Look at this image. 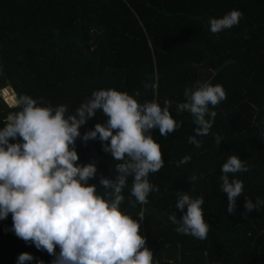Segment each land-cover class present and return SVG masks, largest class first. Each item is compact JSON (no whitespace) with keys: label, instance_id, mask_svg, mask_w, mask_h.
Masks as SVG:
<instances>
[{"label":"trees","instance_id":"trees-1","mask_svg":"<svg viewBox=\"0 0 264 264\" xmlns=\"http://www.w3.org/2000/svg\"><path fill=\"white\" fill-rule=\"evenodd\" d=\"M233 9L242 14L239 23L212 33L209 18ZM196 81L220 84L226 93L210 106L216 116L209 133L197 137L198 148L188 143L192 118L173 110L178 128L167 136L152 130L164 165L148 179L159 190L149 193L147 204L135 203L129 178L121 208L129 214L144 210L140 232L153 264H264V208L242 215L245 196L254 203L264 199V0H0V90L10 87L18 98L64 104L74 114L94 90L139 92L140 102L175 104ZM18 110L0 93V127ZM93 119L81 126V135L105 117L98 111ZM216 136L223 138L218 146ZM76 149L77 163L97 164L89 183L102 191L99 178H111L120 161L98 139L78 137ZM185 155L190 160L177 167ZM229 155H239L248 171L229 173L242 181L243 191L234 212L226 214L220 176ZM177 190L203 198L206 238L174 230L168 217L173 211L182 215L175 207ZM11 224V213L0 220V264H16L24 251L50 264L54 257L18 238Z\"/></svg>","mask_w":264,"mask_h":264},{"label":"clouds","instance_id":"clouds-1","mask_svg":"<svg viewBox=\"0 0 264 264\" xmlns=\"http://www.w3.org/2000/svg\"><path fill=\"white\" fill-rule=\"evenodd\" d=\"M241 15L233 9L222 17L209 18V30L218 33L231 28ZM149 86L145 84V88ZM138 96L139 92L129 94L115 88L94 90L73 114L64 104L51 107L23 95L18 100L19 110L9 114L0 127V220L11 213L10 230L53 256L50 264H153V252L140 232L144 210L135 214L122 210V190L131 178L130 195L135 203L147 204L149 193L159 190L148 176L164 165L152 130L167 136L179 127L172 111L187 112L195 125L188 143L198 148L201 140L197 137L209 133L216 116L210 106L224 100L226 93L220 84L196 81L184 88L183 101L175 104L155 98L140 102ZM98 111L105 119L81 135V126L94 120ZM78 137L82 142L98 139L103 151L120 161L115 174L111 169V178H99L102 191L96 183H89L97 174V164L77 163ZM221 140L215 137L217 146ZM190 158L182 157L177 167ZM247 171L239 155H229L222 164L220 191L227 194L226 214L234 212L243 191L242 181L230 179L229 173ZM189 180L193 185L196 177ZM190 190L175 192V207L182 215L173 211L168 220L177 233L204 239L209 225L201 207L203 198L192 197ZM245 198L242 215L264 208V199L256 198L254 203ZM34 259L31 252L24 251L16 264ZM35 264L45 261L35 259Z\"/></svg>","mask_w":264,"mask_h":264},{"label":"rangeland","instance_id":"rangeland-1","mask_svg":"<svg viewBox=\"0 0 264 264\" xmlns=\"http://www.w3.org/2000/svg\"><path fill=\"white\" fill-rule=\"evenodd\" d=\"M1 96L6 99L11 105L17 106L18 100L13 89L10 87L0 90ZM15 99V100H14Z\"/></svg>","mask_w":264,"mask_h":264},{"label":"water","instance_id":"water-1","mask_svg":"<svg viewBox=\"0 0 264 264\" xmlns=\"http://www.w3.org/2000/svg\"><path fill=\"white\" fill-rule=\"evenodd\" d=\"M17 97V96H16ZM17 100H19V98L17 97Z\"/></svg>","mask_w":264,"mask_h":264}]
</instances>
